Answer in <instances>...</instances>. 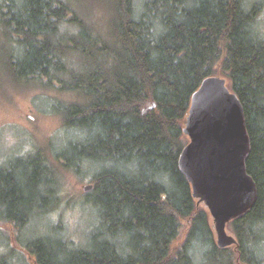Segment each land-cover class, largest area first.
<instances>
[{"label":"trees","instance_id":"obj_1","mask_svg":"<svg viewBox=\"0 0 264 264\" xmlns=\"http://www.w3.org/2000/svg\"><path fill=\"white\" fill-rule=\"evenodd\" d=\"M87 1L89 15L78 12L81 0H0V50L8 49L0 80L65 95L66 101L50 98V111L73 135L65 149L0 164V219L21 232L33 216L54 208L55 160L76 174L82 167L95 170L84 198L96 223L85 246L57 226L53 235L20 243L35 264H264L260 3ZM94 6L101 9L99 24L91 19ZM211 75L227 79L244 107L246 167L258 190L255 205L228 223L237 239L234 251L216 245L208 213L196 205L178 168L191 95ZM181 219L189 229L174 248Z\"/></svg>","mask_w":264,"mask_h":264},{"label":"rangeland","instance_id":"obj_2","mask_svg":"<svg viewBox=\"0 0 264 264\" xmlns=\"http://www.w3.org/2000/svg\"><path fill=\"white\" fill-rule=\"evenodd\" d=\"M75 1L71 0L73 3ZM81 1L83 3H80L78 12L82 15H89L90 3L87 0ZM243 1L248 6L252 3H260L255 26L264 38V0ZM98 6L101 8L100 3ZM101 9L99 11L94 6L92 10L95 13L90 12L91 19L98 24L100 20L96 18V14L99 11L100 15ZM4 49L0 50L1 61H5L8 54L7 46L4 45ZM3 79L0 80V164L7 157H21V155L32 154L37 150L49 153L52 150L67 148L68 137L71 138L73 135L65 130L60 115L50 111L52 101L50 98L66 101L67 97L55 91H44L43 88H39V85L21 84ZM52 162L55 168H58L56 173L59 181L54 208L45 215L33 216L21 232L11 222L0 219V260L3 258L4 264H35L34 256L28 255V251L21 244L39 235H53V229L56 226L57 232L67 236L75 245L85 246L87 243V236L93 229L91 227L96 223V215L91 202L85 201L84 198L85 194L92 189L84 191L83 186L92 184L91 179L95 170L93 168L86 170L82 167L81 174H76L59 167L57 161L52 160ZM199 205L204 207L202 204ZM208 217L215 241L212 219L209 214ZM188 229L189 221L181 219L177 237L173 241L174 248H179L186 238ZM226 229L228 233L233 234L228 224ZM18 238L21 240L15 241ZM260 244L264 259V241ZM234 247L229 246L228 248L234 251Z\"/></svg>","mask_w":264,"mask_h":264},{"label":"water","instance_id":"obj_3","mask_svg":"<svg viewBox=\"0 0 264 264\" xmlns=\"http://www.w3.org/2000/svg\"><path fill=\"white\" fill-rule=\"evenodd\" d=\"M182 132L188 141L178 156L179 171L196 205L210 215L216 245L236 246L227 224L255 205L258 190L246 167L250 137L244 107L224 77H205L192 93ZM91 189V184L83 186Z\"/></svg>","mask_w":264,"mask_h":264}]
</instances>
